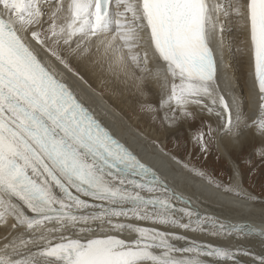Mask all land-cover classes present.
<instances>
[{"label":"snow or ice","instance_id":"6c2138e0","mask_svg":"<svg viewBox=\"0 0 264 264\" xmlns=\"http://www.w3.org/2000/svg\"><path fill=\"white\" fill-rule=\"evenodd\" d=\"M233 19L250 37L254 116L224 83ZM86 74L136 97L205 161L256 139L264 169V0H0V264H264V229L202 210L121 142L77 82ZM151 144L173 172L264 203L236 162L225 184Z\"/></svg>","mask_w":264,"mask_h":264},{"label":"bare ground","instance_id":"6f19581e","mask_svg":"<svg viewBox=\"0 0 264 264\" xmlns=\"http://www.w3.org/2000/svg\"><path fill=\"white\" fill-rule=\"evenodd\" d=\"M223 40L225 42L223 49L224 83L230 86L231 94L240 98L246 115L254 116L256 115V105L253 102V78L251 75L254 64L250 51L249 34L240 21L233 19L225 24ZM85 78L89 81L88 84L77 82L93 98L92 106L101 113L104 123L122 138H126L129 146L138 152L145 162L161 174L169 176V178L174 177L181 183L182 190L187 195L194 199L199 197L203 201L202 210L219 215L227 222L246 223L264 229V203L225 194L223 190L216 189L204 180L195 179L186 173L173 172L172 169L176 166L160 152L158 147L154 148L151 144V141L155 140L170 150L167 142L171 140L172 134L159 128L149 116L141 112L137 98L127 91L121 93L119 86H114L111 81L101 82L96 77L87 74ZM151 88L154 93L157 91L156 84L153 83ZM153 99H158V97L153 96ZM257 143L256 139L249 138L242 148H232L230 144H220L215 149L221 157L229 162L231 170L233 162L237 163L238 158L242 155L243 148H250L254 155L253 145ZM238 168L240 184L249 193L256 196V193L246 185L242 169L239 166ZM185 185L186 187H184ZM258 198L260 201H264V197ZM250 239L251 244L246 246L253 247L254 251H259L260 238L253 236ZM221 243L229 242L221 241ZM231 243H236V241H231Z\"/></svg>","mask_w":264,"mask_h":264},{"label":"rangeland","instance_id":"374dc122","mask_svg":"<svg viewBox=\"0 0 264 264\" xmlns=\"http://www.w3.org/2000/svg\"><path fill=\"white\" fill-rule=\"evenodd\" d=\"M188 137L182 135L180 138L179 147H177L176 138L172 134V138L169 142V149L178 154L183 158L191 156L193 163L198 165H203L209 171L217 177L218 180L224 181L227 184L229 181V176L231 175V170L229 167V162L225 160L215 147L207 155V160L205 161L200 156V151L198 147H194L191 143H186ZM253 151V150H252ZM250 148H243L242 155L237 160L238 166L242 169V174L245 177L246 185L256 193L257 197H264V169L258 166L259 157L258 155H253ZM219 157V159H217ZM256 165L255 171H252L253 165Z\"/></svg>","mask_w":264,"mask_h":264}]
</instances>
